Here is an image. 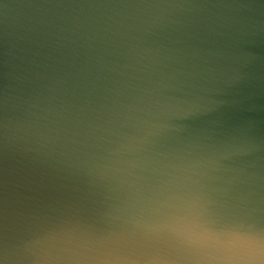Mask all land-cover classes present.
<instances>
[{"label": "water", "instance_id": "1", "mask_svg": "<svg viewBox=\"0 0 264 264\" xmlns=\"http://www.w3.org/2000/svg\"><path fill=\"white\" fill-rule=\"evenodd\" d=\"M0 264H264V0H0Z\"/></svg>", "mask_w": 264, "mask_h": 264}]
</instances>
